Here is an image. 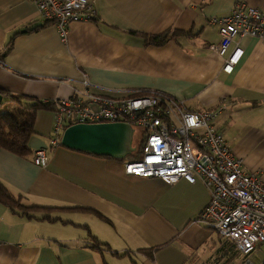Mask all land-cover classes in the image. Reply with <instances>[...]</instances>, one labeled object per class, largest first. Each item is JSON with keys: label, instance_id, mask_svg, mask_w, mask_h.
<instances>
[{"label": "crops", "instance_id": "0c3cea01", "mask_svg": "<svg viewBox=\"0 0 264 264\" xmlns=\"http://www.w3.org/2000/svg\"><path fill=\"white\" fill-rule=\"evenodd\" d=\"M89 1L94 20L70 24L62 41L31 0H0L2 103L5 94L23 97L24 106L71 99L83 92V80L102 97L163 93L182 102L184 110L215 112L213 124L229 133L231 151L241 139L232 153L244 171L258 172L264 183V173L243 151L246 140L255 137L263 139L264 149V43L234 39L227 55L239 47L243 56L230 75L209 49L220 42L211 18L228 15L238 2L264 15V0ZM35 23L43 26L29 30ZM173 32L179 34L163 45L145 44L144 36ZM241 113L246 121L232 119ZM54 123L53 106L39 110L28 141L30 155L0 150V183L27 206L42 209L27 219L0 204V264H108L107 257L118 264L242 261L214 229L196 222L209 201L201 183L180 180L169 186L128 176L123 166L131 161L62 147L64 131L51 147ZM131 128L130 154H138L144 132ZM38 149H47L45 168L32 163ZM59 230L67 234L56 235ZM91 237L107 251L95 248Z\"/></svg>", "mask_w": 264, "mask_h": 264}, {"label": "built area", "instance_id": "2783aa9c", "mask_svg": "<svg viewBox=\"0 0 264 264\" xmlns=\"http://www.w3.org/2000/svg\"><path fill=\"white\" fill-rule=\"evenodd\" d=\"M44 22L54 25L62 41L72 23L92 21L95 10L89 0H31ZM218 26L220 42L209 49L223 59L222 72L230 75L243 50L236 47L227 55L234 39L245 37L264 43V15L244 2L230 13L211 18ZM83 92L53 103L55 123L50 146L58 145L62 132L76 124L125 123L143 130L140 158L125 163L128 176L156 178L166 185L180 180L201 183L209 201L196 222L214 229L242 257L237 264H252L248 256L264 246V183L258 172L247 173L241 159L229 147V133L216 130L215 112L187 111L182 102L159 93L134 91L115 99L90 92L83 80ZM47 149L32 154L39 168L48 164Z\"/></svg>", "mask_w": 264, "mask_h": 264}, {"label": "trees", "instance_id": "16d2710c", "mask_svg": "<svg viewBox=\"0 0 264 264\" xmlns=\"http://www.w3.org/2000/svg\"><path fill=\"white\" fill-rule=\"evenodd\" d=\"M177 34L179 33L173 32L160 36H144V41L145 44L148 45L160 46ZM22 100L23 97L5 94V99L2 104L8 102L13 104L9 108H5L4 111H0V150H5L15 156L24 158L30 155L28 141L33 135V127L37 112L39 110L50 109L53 104L49 102L33 101L30 105L24 106L22 105ZM142 144L143 142L141 143L138 154H130L120 160L135 161L139 159ZM0 204L12 213L27 219H33L34 217L32 215L34 212L42 210L38 207L27 206L22 203L21 196L12 194L2 183H0ZM43 219L50 220L49 217H43ZM91 242L94 244L95 248L101 251H107L105 248H100L103 244L99 243L97 239L91 237Z\"/></svg>", "mask_w": 264, "mask_h": 264}, {"label": "water", "instance_id": "95a60500", "mask_svg": "<svg viewBox=\"0 0 264 264\" xmlns=\"http://www.w3.org/2000/svg\"><path fill=\"white\" fill-rule=\"evenodd\" d=\"M40 26H43V23H35L29 30ZM1 104L0 94V106ZM131 137L132 128L125 123L76 124L64 130L60 145L77 152L123 159L131 152Z\"/></svg>", "mask_w": 264, "mask_h": 264}, {"label": "rangeland", "instance_id": "374dc122", "mask_svg": "<svg viewBox=\"0 0 264 264\" xmlns=\"http://www.w3.org/2000/svg\"><path fill=\"white\" fill-rule=\"evenodd\" d=\"M4 110H5V106L1 105L0 111H4ZM232 119L239 120V122H244L246 121V115H243L241 113L238 114V116L236 117L234 116ZM262 141L263 139L261 137L247 139L243 151L245 153V156L249 158V161L254 164L256 169H258L257 171L264 173V149L262 148L261 145ZM240 142L241 139H237L233 142L231 149L234 154H235L234 149ZM55 234L58 236H65L67 233L65 230H59L58 232H55ZM119 261L120 260L111 259L110 257H107L108 264H114V263L118 264ZM125 261L127 262L128 260ZM248 261L251 262L252 264H264V246H261L260 248L256 249V251L253 254H251L250 257L248 256Z\"/></svg>", "mask_w": 264, "mask_h": 264}]
</instances>
